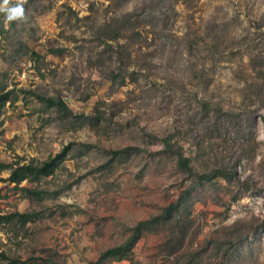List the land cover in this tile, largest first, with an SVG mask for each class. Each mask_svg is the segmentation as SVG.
Instances as JSON below:
<instances>
[{
    "label": "rangeland",
    "instance_id": "374dc122",
    "mask_svg": "<svg viewBox=\"0 0 264 264\" xmlns=\"http://www.w3.org/2000/svg\"><path fill=\"white\" fill-rule=\"evenodd\" d=\"M23 8L20 20L0 12V94L11 91L0 107V178L10 172L3 165L70 147L50 176L19 184L35 194L0 180V264L96 261L189 185L177 147L195 173L234 178L199 185L169 223L140 232L127 258L99 264L193 253L199 264H264V76L251 68L264 74V0H25ZM129 13L134 31L109 39L112 19ZM38 96L62 99L69 112ZM19 212L31 214L24 225Z\"/></svg>",
    "mask_w": 264,
    "mask_h": 264
},
{
    "label": "trees",
    "instance_id": "16d2710c",
    "mask_svg": "<svg viewBox=\"0 0 264 264\" xmlns=\"http://www.w3.org/2000/svg\"><path fill=\"white\" fill-rule=\"evenodd\" d=\"M133 21H135L134 18L131 17V14H124L120 18H114L112 19L111 23L108 25L109 32H107V37L111 40L118 41L119 38H123L126 34V32H133ZM105 30V31H107ZM109 47L110 45L107 44ZM261 66V63L258 65ZM257 65L252 64L251 68L253 71H255V74H259L258 77L264 76V74H260L261 68H256ZM264 72V68H263ZM123 81V79H122ZM252 86L253 84H248ZM260 87V86H258ZM11 91H6L0 94V107L3 105V103L9 98ZM40 100H42L46 105H50L55 107L57 110H59L61 113H67L69 112V109L67 105L64 103V101L60 98L55 99L52 97H43L38 96ZM164 147L162 149L163 152H171L173 150V145L170 143L168 138H164L162 140ZM70 144L64 146L60 152L54 154L52 157H49L41 162H38L34 159H31L28 162L24 163H14L13 165H3V167H9L10 172L9 175L3 179L0 178V180H6L11 183H14L15 188H19L20 190L24 191L27 195L32 194L35 192L29 189L26 186H19V184L23 180H37L41 177H47L50 176L58 163L62 161L66 155L67 150L69 149ZM130 151H133L135 153L142 151L141 149L137 147H128L127 148ZM175 157H176V163L178 167L186 173L188 176H190V183L188 186H186L180 193L179 197L173 202L168 204L167 206L163 207L162 210L147 219H143L138 221L132 228L131 233L129 236L120 244L109 247L105 249L103 252H101L97 258L96 261L91 262L90 264H99L102 261H111V260H121L123 258H127L131 252V248L135 241L138 238V235L140 232L148 228L152 225H158L162 223H169L171 218L177 214L181 209L186 207L188 199L190 198L191 192L198 187L199 185L204 184V182H211L215 176L220 175L225 178L229 182L232 181L234 178V172L230 170L229 172L223 171L222 169H214L208 174H201V173H195L192 170V167L190 165V159L183 155L181 148L177 147L174 151ZM40 191L38 192V194ZM16 216L18 217V220L20 221L21 225H24L26 221L30 219L31 214L29 212H19L16 213ZM3 217L0 216V220ZM222 255L225 256L226 249L222 251ZM196 253H193L190 255V258L184 259L183 256L176 257L174 260H171L169 262H166L165 264H199V262H196L195 260ZM222 256V257H223ZM18 260L14 258H10L9 264H17ZM131 264H140V263H132Z\"/></svg>",
    "mask_w": 264,
    "mask_h": 264
},
{
    "label": "clouds",
    "instance_id": "9594fccd",
    "mask_svg": "<svg viewBox=\"0 0 264 264\" xmlns=\"http://www.w3.org/2000/svg\"><path fill=\"white\" fill-rule=\"evenodd\" d=\"M24 2L25 0H16V3L12 4L11 0H2V4H0V12L6 13L7 21L24 19Z\"/></svg>",
    "mask_w": 264,
    "mask_h": 264
},
{
    "label": "built area",
    "instance_id": "2783aa9c",
    "mask_svg": "<svg viewBox=\"0 0 264 264\" xmlns=\"http://www.w3.org/2000/svg\"><path fill=\"white\" fill-rule=\"evenodd\" d=\"M240 203H238V201H236L229 209L228 211V215H227V219H229V221H232L235 218V211L239 208Z\"/></svg>",
    "mask_w": 264,
    "mask_h": 264
}]
</instances>
